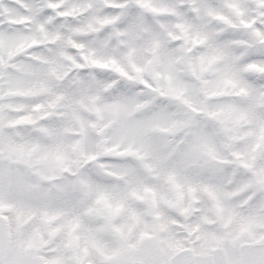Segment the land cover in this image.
Here are the masks:
<instances>
[{
    "label": "snow or ice",
    "instance_id": "obj_1",
    "mask_svg": "<svg viewBox=\"0 0 264 264\" xmlns=\"http://www.w3.org/2000/svg\"><path fill=\"white\" fill-rule=\"evenodd\" d=\"M0 264H264V0H0Z\"/></svg>",
    "mask_w": 264,
    "mask_h": 264
}]
</instances>
